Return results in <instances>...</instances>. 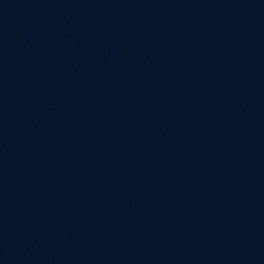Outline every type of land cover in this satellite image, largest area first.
<instances>
[{"label": "water", "instance_id": "obj_1", "mask_svg": "<svg viewBox=\"0 0 264 264\" xmlns=\"http://www.w3.org/2000/svg\"><path fill=\"white\" fill-rule=\"evenodd\" d=\"M0 264H264V0H0Z\"/></svg>", "mask_w": 264, "mask_h": 264}]
</instances>
